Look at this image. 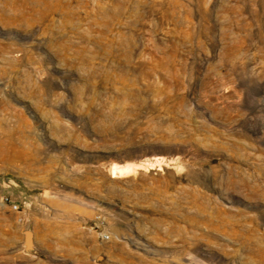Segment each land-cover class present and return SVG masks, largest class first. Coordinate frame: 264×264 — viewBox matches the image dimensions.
I'll return each instance as SVG.
<instances>
[{"label":"rangeland","instance_id":"rangeland-1","mask_svg":"<svg viewBox=\"0 0 264 264\" xmlns=\"http://www.w3.org/2000/svg\"><path fill=\"white\" fill-rule=\"evenodd\" d=\"M0 194V264H264V0H0Z\"/></svg>","mask_w":264,"mask_h":264},{"label":"bare ground","instance_id":"bare-ground-1","mask_svg":"<svg viewBox=\"0 0 264 264\" xmlns=\"http://www.w3.org/2000/svg\"><path fill=\"white\" fill-rule=\"evenodd\" d=\"M141 167L142 166H139V164H129V165H122V166L114 164L110 167V172L114 176H121L124 174H130V173H134V172L136 173V169L141 168ZM144 167H142V168H144Z\"/></svg>","mask_w":264,"mask_h":264},{"label":"built area","instance_id":"built-area-1","mask_svg":"<svg viewBox=\"0 0 264 264\" xmlns=\"http://www.w3.org/2000/svg\"><path fill=\"white\" fill-rule=\"evenodd\" d=\"M0 204H7L11 209L16 210L18 209V205L15 201H13L9 195L7 194H0ZM99 236L102 239L108 238V235L106 233H99Z\"/></svg>","mask_w":264,"mask_h":264},{"label":"water","instance_id":"water-1","mask_svg":"<svg viewBox=\"0 0 264 264\" xmlns=\"http://www.w3.org/2000/svg\"><path fill=\"white\" fill-rule=\"evenodd\" d=\"M23 245L25 250H30L32 247V233L29 229L22 230Z\"/></svg>","mask_w":264,"mask_h":264}]
</instances>
